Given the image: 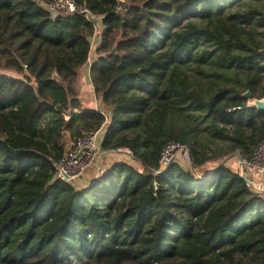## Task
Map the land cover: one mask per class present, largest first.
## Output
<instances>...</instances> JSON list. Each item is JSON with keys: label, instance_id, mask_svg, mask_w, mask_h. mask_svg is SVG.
Wrapping results in <instances>:
<instances>
[{"label": "trees", "instance_id": "1", "mask_svg": "<svg viewBox=\"0 0 264 264\" xmlns=\"http://www.w3.org/2000/svg\"><path fill=\"white\" fill-rule=\"evenodd\" d=\"M53 2L0 0V137L24 150L0 144V264H264V195L238 169L161 162L169 143L201 167L264 141V0H76L102 17L100 109L76 90L93 21ZM102 126L141 167L55 179L68 138Z\"/></svg>", "mask_w": 264, "mask_h": 264}, {"label": "built area", "instance_id": "2", "mask_svg": "<svg viewBox=\"0 0 264 264\" xmlns=\"http://www.w3.org/2000/svg\"><path fill=\"white\" fill-rule=\"evenodd\" d=\"M49 9L55 15L71 16L81 14L93 21L96 33L92 39V49L99 42L102 29V17L93 15L88 8L77 5L76 0H54L50 4ZM96 49V48H95ZM104 126L95 131L83 133L67 150V152L59 159H53L55 167V179H61L75 184L77 179L82 177L92 165L97 164L99 158L105 153L113 151H105L102 147V139L104 137ZM187 148L181 143H169L163 150L161 162L171 163L173 156L169 152L173 150L184 151ZM117 151H125L132 155L128 148L119 149ZM242 169L251 181L247 182L256 192L264 195V141L255 149L250 160L242 159ZM246 170H244V168ZM255 176L256 178H254Z\"/></svg>", "mask_w": 264, "mask_h": 264}, {"label": "rangeland", "instance_id": "3", "mask_svg": "<svg viewBox=\"0 0 264 264\" xmlns=\"http://www.w3.org/2000/svg\"><path fill=\"white\" fill-rule=\"evenodd\" d=\"M97 45L95 46V48L97 47ZM95 48L92 49V54H91L88 65L82 67L79 70V76L77 77V83H76V90L79 95L80 93L83 94V96H85V99H88L89 101H93L94 103L96 102V106L98 107L97 109H100L101 100L97 97L95 93V89L93 85V76L91 73V65L93 64L96 58ZM88 84L90 85V87H88ZM80 88L84 89V91L81 90ZM253 102L254 101L252 100L249 103L252 104ZM84 106L89 109H94L93 108L94 104L92 102H90L89 105L84 104ZM67 141L70 144V146L73 145V142L69 138ZM169 155L173 156V160L170 164L164 163L163 169L167 168L174 162H180L185 168L191 169L196 175L201 176L204 174L208 175L210 171L214 170L218 165L226 161H227V164H229L235 169H238V171L240 169V160L236 154H234V156L236 155L235 157L234 156L231 158L227 157L222 161H211L201 167H195L188 149L184 151L173 150L169 152ZM124 160L135 163V165H137L138 167H141L138 163L131 161V154H128L125 151H115V152L106 153V154L104 153L99 158L98 163L92 165V167H90V169L82 177L77 179L74 185H77L79 187L89 186L93 184L95 179H98V177H100L102 173L106 171V169H108V167H110L113 163L118 162V161H124ZM243 168L246 170L245 167ZM253 177L256 178L255 176ZM262 181L264 184V178Z\"/></svg>", "mask_w": 264, "mask_h": 264}, {"label": "water", "instance_id": "4", "mask_svg": "<svg viewBox=\"0 0 264 264\" xmlns=\"http://www.w3.org/2000/svg\"><path fill=\"white\" fill-rule=\"evenodd\" d=\"M244 96H245V97H248V98H251V97H252V93H251L250 91H247V92L244 94ZM253 101H254V102L252 103V105L256 106V107H257L258 109H260V110H264V100H263V98H262V99H254ZM0 144H1L6 150H8L10 153H13V154H16V155H18V154H23V153H24V150H23V149H14V148H12V147L8 144V142H7L4 138H1V137H0ZM113 152H115V151H113ZM235 154L238 156L240 162H242V159H243L242 155H241L239 152H237V153H235ZM159 173H161V172H159ZM239 174L241 175L242 178L245 179V181H247V182H250V181H251V179H250L248 176H246V175L244 174L243 169H242V164H241V163H240ZM98 178H99V177H98ZM97 180H98V179H95L94 183H96ZM156 188H157V192H158V191H159V185H158V184H157V187H156Z\"/></svg>", "mask_w": 264, "mask_h": 264}, {"label": "crops", "instance_id": "5", "mask_svg": "<svg viewBox=\"0 0 264 264\" xmlns=\"http://www.w3.org/2000/svg\"><path fill=\"white\" fill-rule=\"evenodd\" d=\"M80 87H81V85H80ZM88 87H90V85L88 84ZM81 89V88H80ZM81 90H83L84 91V89H81ZM90 90V89H89ZM80 97H81V99H82V101H83V103L84 104H90V102H92L93 104H94V109H97L98 107L96 106V102L94 103L93 101H89L88 99H85V96H83V94H81L80 93ZM101 166V165H100Z\"/></svg>", "mask_w": 264, "mask_h": 264}]
</instances>
